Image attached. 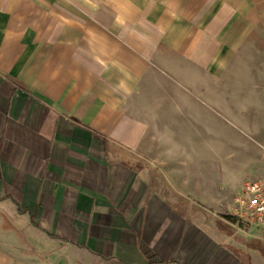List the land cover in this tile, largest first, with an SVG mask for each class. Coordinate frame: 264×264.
Here are the masks:
<instances>
[{
	"label": "crops",
	"instance_id": "obj_1",
	"mask_svg": "<svg viewBox=\"0 0 264 264\" xmlns=\"http://www.w3.org/2000/svg\"><path fill=\"white\" fill-rule=\"evenodd\" d=\"M152 35L205 59L177 0H0V264H264L260 231L152 189L115 140Z\"/></svg>",
	"mask_w": 264,
	"mask_h": 264
},
{
	"label": "rangeland",
	"instance_id": "obj_2",
	"mask_svg": "<svg viewBox=\"0 0 264 264\" xmlns=\"http://www.w3.org/2000/svg\"><path fill=\"white\" fill-rule=\"evenodd\" d=\"M177 1L203 34L205 59L170 53L152 35L114 137L152 189L228 217L249 184L264 182V0L248 1L245 13L217 0Z\"/></svg>",
	"mask_w": 264,
	"mask_h": 264
},
{
	"label": "built area",
	"instance_id": "obj_3",
	"mask_svg": "<svg viewBox=\"0 0 264 264\" xmlns=\"http://www.w3.org/2000/svg\"><path fill=\"white\" fill-rule=\"evenodd\" d=\"M234 202L231 216L242 226L260 231L264 241V182L249 184Z\"/></svg>",
	"mask_w": 264,
	"mask_h": 264
},
{
	"label": "trees",
	"instance_id": "obj_4",
	"mask_svg": "<svg viewBox=\"0 0 264 264\" xmlns=\"http://www.w3.org/2000/svg\"><path fill=\"white\" fill-rule=\"evenodd\" d=\"M228 217L231 218V219H233V216H231V215H229Z\"/></svg>",
	"mask_w": 264,
	"mask_h": 264
}]
</instances>
